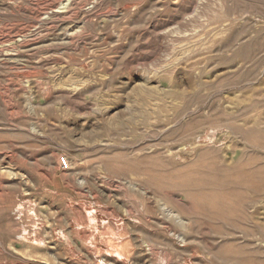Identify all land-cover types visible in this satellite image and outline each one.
<instances>
[{
	"label": "rangeland",
	"instance_id": "1",
	"mask_svg": "<svg viewBox=\"0 0 264 264\" xmlns=\"http://www.w3.org/2000/svg\"><path fill=\"white\" fill-rule=\"evenodd\" d=\"M0 264H264V0H0Z\"/></svg>",
	"mask_w": 264,
	"mask_h": 264
},
{
	"label": "built area",
	"instance_id": "2",
	"mask_svg": "<svg viewBox=\"0 0 264 264\" xmlns=\"http://www.w3.org/2000/svg\"><path fill=\"white\" fill-rule=\"evenodd\" d=\"M60 167L63 170H66L69 168V161H68L67 157L63 156L60 158Z\"/></svg>",
	"mask_w": 264,
	"mask_h": 264
},
{
	"label": "bare ground",
	"instance_id": "3",
	"mask_svg": "<svg viewBox=\"0 0 264 264\" xmlns=\"http://www.w3.org/2000/svg\"><path fill=\"white\" fill-rule=\"evenodd\" d=\"M255 107V106H254ZM253 121V120H252ZM255 123V122H254ZM166 125V124H165ZM221 125V124H220ZM246 125V124H245ZM218 127V126H217ZM253 127V126H252ZM255 127V126H254ZM198 139V138H197ZM195 178V177H194ZM259 221V220H258ZM180 223V222H179Z\"/></svg>",
	"mask_w": 264,
	"mask_h": 264
}]
</instances>
